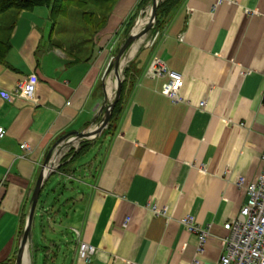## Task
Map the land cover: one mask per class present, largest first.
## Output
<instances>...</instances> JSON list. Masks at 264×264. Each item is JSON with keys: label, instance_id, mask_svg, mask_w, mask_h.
<instances>
[{"label": "crops", "instance_id": "1", "mask_svg": "<svg viewBox=\"0 0 264 264\" xmlns=\"http://www.w3.org/2000/svg\"><path fill=\"white\" fill-rule=\"evenodd\" d=\"M139 1L116 4L93 48L85 31L66 43L45 6L22 11L9 32L11 48L0 63V126L6 130L0 139V264L16 258L49 149L101 118L111 96L106 80L103 89L104 73L128 22L141 11ZM154 58L183 75V101L162 94L167 78L148 73ZM130 64L135 82L128 83L113 127L93 138L94 147L69 175L58 167L83 140L67 147L46 179L56 189L46 194L54 197L50 208L62 223L55 231L63 232L52 234L57 239L50 243L59 249L54 260L218 264L223 226L247 201L235 181L251 182L264 167V0H184L154 45L140 49ZM29 75L37 77L36 100L8 101L4 94ZM42 200L32 231L40 226ZM153 206L165 212L155 214ZM187 215L208 230L201 253L197 236L181 222ZM40 232L41 240L53 239ZM79 241L96 247L90 262L78 257Z\"/></svg>", "mask_w": 264, "mask_h": 264}, {"label": "built area", "instance_id": "2", "mask_svg": "<svg viewBox=\"0 0 264 264\" xmlns=\"http://www.w3.org/2000/svg\"><path fill=\"white\" fill-rule=\"evenodd\" d=\"M159 36L160 31H156L149 40L147 47H152ZM148 73L154 77H166L167 81L162 86V94L173 103L183 101L180 91L184 85V77L181 73L169 69L162 58H154L149 66ZM36 83L37 77L29 75L26 79L17 83L13 93H6L4 97L8 101L21 98L34 102L36 100ZM205 104L203 100L199 103V106L204 107ZM5 135L6 130L0 126V139ZM21 148L27 149L28 145L22 143ZM60 155L55 160L54 167ZM261 158L264 163V151ZM235 183L246 190L247 201L242 206L239 215L223 226L227 231V235L222 241L223 250L218 264H264V167L255 180L245 183L244 177H238ZM152 211L155 214L165 212L164 209H158L154 206ZM181 222L188 231L197 236V251L199 253L203 252L209 238L208 230L203 229L192 215L183 217ZM96 253L95 246L85 241L78 242L77 255L81 260L90 262Z\"/></svg>", "mask_w": 264, "mask_h": 264}, {"label": "trees", "instance_id": "3", "mask_svg": "<svg viewBox=\"0 0 264 264\" xmlns=\"http://www.w3.org/2000/svg\"><path fill=\"white\" fill-rule=\"evenodd\" d=\"M120 0H0V63L6 64V56L11 48L9 32L14 28L17 18L22 11H33L38 6H45L48 9V18L51 22L52 28L57 29L60 26L61 18H70L72 13L77 15V21L80 23V32L85 31V41L92 43V48L95 46V38L109 24L112 12L116 4ZM184 0H160L157 6V17L155 27L152 30L154 34L156 31H161L166 23L171 18L172 14L183 4ZM151 0H140L138 4V11L144 10ZM139 13V12H138ZM135 22V17L132 18L124 31V36H128ZM61 29V28H60ZM79 32V33H80ZM3 34H5L3 36ZM83 45V43H80ZM116 49L115 53L118 51ZM132 65H128L123 70V81L121 96L115 104L107 129L113 127L116 119L122 111V104L124 95L126 93L128 83L133 84L135 78V71L132 70ZM95 145V140L86 139L81 141L77 150L73 148L63 157V161L58 167V171L62 174L69 175L72 172L74 163L86 155ZM47 181L44 183L39 195L38 202H41L45 194ZM24 225L22 229H24ZM15 260L12 262V264Z\"/></svg>", "mask_w": 264, "mask_h": 264}, {"label": "water", "instance_id": "4", "mask_svg": "<svg viewBox=\"0 0 264 264\" xmlns=\"http://www.w3.org/2000/svg\"><path fill=\"white\" fill-rule=\"evenodd\" d=\"M159 2L160 0H151V10H150V17L148 23L138 32H134L135 26L132 28V30L130 31L124 42L120 45L116 54L112 57V59L109 61L107 65V68L104 73L103 89L105 90V86H106L105 80L112 71L115 78V95H114V99L110 103L106 102L101 107L100 113L102 112V116L99 119L96 129L92 130L91 127H88L82 131H73L67 133L62 137H60L54 143V145L49 149L44 159L41 172L39 173V176L37 178V181L35 183L30 198V205L14 264L22 263L25 248L27 244L30 242L32 236V223H33V218L37 207V203L39 200V195L47 177L52 172L57 157L62 153L64 149L70 146L71 143H73L75 140L81 141L86 139H93L98 135H100L102 131L108 126L111 118L112 110L121 96L123 70L125 63L127 62L125 60L128 55V52L130 51V49L132 48V46L135 44L136 41L140 40L145 34H147L149 31L154 29L156 23V17H157V6Z\"/></svg>", "mask_w": 264, "mask_h": 264}, {"label": "rangeland", "instance_id": "5", "mask_svg": "<svg viewBox=\"0 0 264 264\" xmlns=\"http://www.w3.org/2000/svg\"><path fill=\"white\" fill-rule=\"evenodd\" d=\"M149 10H151V3L149 5H147V7L144 10H141L139 12L133 27L136 26V23L138 22V20L140 18H144L148 14ZM0 19H2L1 15H0ZM80 29H81L80 28V23H79V21H77V15L76 14L72 13L71 17L68 18V19H66V18H61L60 19V26H59L58 30H60L63 38L66 39V41H65L66 43L69 42V43H71L70 45H72L71 40L73 38L72 37L73 33H75V32L78 33V31ZM152 36H153V34H152V30H151V31H149L147 34H145L143 36L142 41H136L135 42L134 45H137V49H136V52L134 53V55H132L133 57L137 54V52L140 49H143V48H145L147 46V44H148L149 40L152 38ZM125 39H126V36L120 37L119 42H118L119 43L118 46L121 45L124 42ZM76 41H78V39L75 40V42ZM133 47L134 46H132V48L130 49V52L133 50ZM132 56H131V53L128 52V55L126 57L127 62L125 63L124 68L129 63V61L132 60V58H133ZM111 59L112 58H110V60ZM108 77L112 78V79H115L112 71H111V73L109 74ZM108 77H107V80L109 79ZM114 95H115V88L113 89V92H112V94H111V96H110V98L108 100V103H110L114 99ZM98 122L99 121H97L96 124H98ZM78 141H80V140H75L73 143H71V145H76ZM51 182L52 181L49 180L48 183L46 184L45 194L43 195L44 199L42 200V202L44 204H43V207L41 206V214L39 216V221H38V223H40V226H38V228L36 226L37 230L33 229L32 236H31V239H30V242H29L30 264H57L56 260H54V259H55V257H57V253L59 252V249L57 248V246L53 245V243H50V241L51 242L54 241V243H55L56 242L55 239H57L58 237H61L63 232L57 234V232L55 231V228L56 227H60L62 223L57 222L58 220L55 219V218H57V213L58 212H55L54 209L50 208L51 204L53 203V199L52 198H54V197L46 196V194L48 195L49 192L52 191L53 189L56 190L55 188L52 189V186H50ZM59 185L60 186L61 185H65V183L58 182V186ZM46 197H48V198L46 199ZM64 198H61V199H64ZM60 201H62V200H58L57 202L59 203ZM61 222H62V220H61ZM32 225H33V223H32ZM40 227L43 228V232H42L43 234L46 233L47 235H49V237H53V239L52 238H47V237L42 235L43 239L41 240ZM52 234L54 236H57V238H55ZM43 242L45 243L44 245H46V246H44L42 244ZM61 253H63V251ZM58 264H62V263L60 262Z\"/></svg>", "mask_w": 264, "mask_h": 264}, {"label": "bare ground", "instance_id": "6", "mask_svg": "<svg viewBox=\"0 0 264 264\" xmlns=\"http://www.w3.org/2000/svg\"><path fill=\"white\" fill-rule=\"evenodd\" d=\"M150 17V10L148 11V14L144 18H140L134 28V32L140 31L147 23ZM143 38V37H142ZM142 38L138 41H142ZM133 50L129 53H131V56L134 55L137 49V45H133ZM131 58V57H130ZM127 61V60H125ZM124 61V62H125ZM109 78V77H108ZM106 84H107V93L108 95H111L113 92V89L115 88V79L109 78L107 80L106 78ZM97 125L92 128V130L96 129ZM29 243L27 244L24 254H23V259L21 264H30V256H29Z\"/></svg>", "mask_w": 264, "mask_h": 264}]
</instances>
